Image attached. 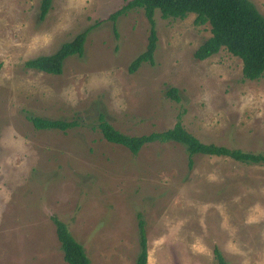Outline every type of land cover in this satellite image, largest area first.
<instances>
[{
	"label": "rangeland",
	"instance_id": "rangeland-1",
	"mask_svg": "<svg viewBox=\"0 0 264 264\" xmlns=\"http://www.w3.org/2000/svg\"><path fill=\"white\" fill-rule=\"evenodd\" d=\"M130 1L53 0L41 20V0H0V264H67L52 217L92 264H135L140 220L148 264H217L215 249L228 264H264V166L198 155L190 169L179 144L134 156L104 139L101 115L131 137L181 118L204 144L264 153V77L245 80L225 50L196 60L210 25L159 11L155 64L130 74L149 23L142 10L109 20ZM249 1L264 15V0ZM89 28L83 57L61 75L25 67ZM30 117L77 126L37 130Z\"/></svg>",
	"mask_w": 264,
	"mask_h": 264
},
{
	"label": "trees",
	"instance_id": "trees-1",
	"mask_svg": "<svg viewBox=\"0 0 264 264\" xmlns=\"http://www.w3.org/2000/svg\"><path fill=\"white\" fill-rule=\"evenodd\" d=\"M53 0H41L40 19L48 15ZM134 10H142L149 23V39L146 50L129 66V73H136L143 64H155V52L158 37L155 14L159 11L165 20H183L194 14L195 25H210L211 37L194 53V58L204 61L225 50L239 58L243 64V77L248 81H257L264 77V15L249 0H132L112 14L110 21L116 24L119 17ZM90 28L78 34L73 40L61 45L53 55L40 56L29 60L25 67L29 70L59 76L63 73L65 61L73 56L83 57L85 43ZM167 95L179 101L178 90L172 88ZM29 120L37 130H58L66 132L77 126L75 121L49 120L30 117ZM99 128L104 139L115 145L123 146L137 156L147 145L176 143L183 146L188 154V166L194 165V157H228L248 166H264V153H249L229 149L214 144H204L190 134L181 122V118L172 129L155 132L140 137L127 136L109 124L103 115L100 116ZM56 227V236L61 244L64 261L67 264H92L82 244L70 232L68 226L52 217ZM140 252L135 264H148V244L145 225L139 222ZM217 264H228L218 250H214Z\"/></svg>",
	"mask_w": 264,
	"mask_h": 264
}]
</instances>
